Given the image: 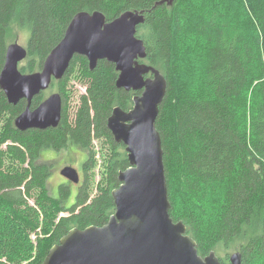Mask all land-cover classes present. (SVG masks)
Wrapping results in <instances>:
<instances>
[{"label":"trees","instance_id":"1","mask_svg":"<svg viewBox=\"0 0 264 264\" xmlns=\"http://www.w3.org/2000/svg\"><path fill=\"white\" fill-rule=\"evenodd\" d=\"M128 11L145 12L137 32L147 48L142 62L168 82L156 125L174 222L186 225L202 257L215 251L221 264H231L234 249L243 264H264V0H0V75L15 29L30 31L20 71L33 74L78 13L101 12L110 22ZM78 63L87 92L70 120L66 85ZM118 75L106 60L92 71L86 57L75 56L65 77L51 84L63 113L59 126L45 131L17 130L27 102L13 106L0 89V124L8 116L0 134V264H42L70 230L102 227L115 213L112 191L130 164L108 119L115 107L131 110L138 94L119 90ZM95 141L107 142L110 153L94 196ZM70 146L86 152L85 179L67 206L70 186L60 185L53 196L51 168L38 161L44 151ZM10 158L16 166L7 165Z\"/></svg>","mask_w":264,"mask_h":264},{"label":"water","instance_id":"2","mask_svg":"<svg viewBox=\"0 0 264 264\" xmlns=\"http://www.w3.org/2000/svg\"><path fill=\"white\" fill-rule=\"evenodd\" d=\"M164 2L172 5L173 0ZM145 22V12L139 11L125 12L110 22L101 12H80L43 69L33 74L20 71L27 49L17 41L8 46L0 89L13 106L22 100L27 102L15 120L21 132L59 126L61 94L54 93L37 108L31 107L53 80L65 77L75 56L86 57L92 71L102 60L115 64L117 88L138 93L131 110L115 107L108 119V129L118 144L125 145L130 164L120 172V186L112 191L115 213L102 227L70 230L50 249L42 264H221L215 251L200 256L186 225L174 222L170 214L164 149L156 125L168 82L159 70L142 62L148 54L137 32ZM61 175L79 183L74 167H64ZM230 263L243 264L241 253L231 255Z\"/></svg>","mask_w":264,"mask_h":264},{"label":"rangeland","instance_id":"3","mask_svg":"<svg viewBox=\"0 0 264 264\" xmlns=\"http://www.w3.org/2000/svg\"><path fill=\"white\" fill-rule=\"evenodd\" d=\"M14 35H18L17 38L13 37L8 39L9 44H13L16 41L23 47L27 46L30 31L29 29H22V30H14ZM24 64V61L22 62ZM21 63V64H22ZM20 64V67H21ZM202 67V65H200ZM67 111L69 113L70 120L74 119V115L76 113L77 108L80 104L81 97L86 94L87 92V82L83 77V71L80 68V64H76L74 71L72 75L70 76L67 85ZM59 89V88H58ZM57 88H50L46 90L44 94V98L47 99L54 93H59ZM44 99V100H45ZM246 112V111H245ZM8 116L6 115L1 124H0V134L3 132V129L5 127V122L7 120ZM95 150L97 152V158H96V164L93 168V171L90 173V184L91 189L93 190V194H97L96 186L100 181V178L102 174H104L105 170V161H106V154L108 155L110 153V147L107 144V142L104 141H95ZM1 148L5 151L6 147L1 146ZM124 151V149H121ZM86 158V152L80 148H77L75 146H70L69 148L62 150L60 152L48 150L44 151L41 154V158L38 162L40 163H47V165L51 168V177L49 181V187L50 192L53 196H58V187L59 185H63L64 183H67V179L61 175V169L67 166L76 167L81 169L82 162H84ZM13 164L16 166L17 164L13 162V160L7 159V165ZM27 167V164L25 165ZM66 179V180H65ZM71 195L69 199L66 202L67 206H71L75 203L78 187L75 185H71ZM30 205H35V199L31 198L29 200ZM65 216H68L64 214ZM41 233V231H39ZM30 240L34 243V245H37V237L35 233L30 234ZM20 242L19 238L16 240V244ZM17 246V245H16ZM234 249L231 250V255L236 253ZM2 261L7 262L6 258H3ZM27 262H24L23 264H26Z\"/></svg>","mask_w":264,"mask_h":264},{"label":"flooded vegetation","instance_id":"4","mask_svg":"<svg viewBox=\"0 0 264 264\" xmlns=\"http://www.w3.org/2000/svg\"><path fill=\"white\" fill-rule=\"evenodd\" d=\"M49 129H51V128H49ZM34 130H37V129H34ZM48 130V129H47ZM39 131H45V130H39ZM84 164H85V160H84V162H82V166L80 167L81 169H79V168H76V167H74L77 171H78V173H79V176H80V180H79V183H74V182H72V181H70V180H68L67 178V183H64L63 185H67V186H70L71 187V185H75V186H77L78 187V189L80 188V187H82V185H83V183H84V179H85V171H84ZM62 170V169H61ZM60 170V171H61ZM65 179V180H66ZM60 186V185H59ZM77 193H78V191H77Z\"/></svg>","mask_w":264,"mask_h":264}]
</instances>
